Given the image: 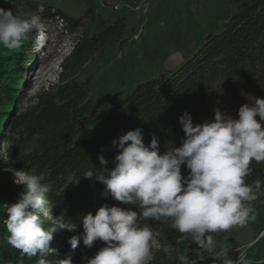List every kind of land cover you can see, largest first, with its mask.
<instances>
[{
	"label": "trees",
	"instance_id": "1",
	"mask_svg": "<svg viewBox=\"0 0 264 264\" xmlns=\"http://www.w3.org/2000/svg\"><path fill=\"white\" fill-rule=\"evenodd\" d=\"M235 1L237 10L223 30L208 35L199 50L176 72L161 84L153 80L138 85L95 123L97 111L89 97L91 82L82 84L79 77L108 49L126 42L123 40L125 20H117L105 30L90 35L95 19L92 9L74 18L48 2L0 0V7L21 15L43 5L46 28L58 24L74 37L70 53L59 64L57 82L25 101L19 92L24 85L26 65L35 53V44L30 39L14 51L0 45V154L8 155L12 168L25 176H43L42 184L48 188L46 227L52 225L58 230L51 244L57 254L45 257L51 264H59L64 259H70L72 264H84L83 256L92 258L105 246L100 240L91 249L83 244L84 215L95 214L105 203L138 210L134 205L121 204L110 195L105 196L106 186L102 183L84 178L86 171L98 174L103 167L100 155L109 161V170L114 168L118 149L113 140L142 128L145 144L155 135L160 152L164 153L171 142L180 146L185 134L179 117L185 111L197 124L214 120L217 108L238 119L242 105L264 98V0ZM251 169L249 182L264 181V162H253ZM182 171L187 175L186 166H182ZM19 182L0 159V264H36L39 259V256L22 255L7 242L4 205L16 202L24 190ZM261 200L264 194L250 202V206ZM143 223L153 229L154 242L158 244L156 248L153 245L150 264H180L181 256L195 258L197 245L190 241L177 243L180 233L171 227L170 219ZM231 229L214 235L218 241L223 240ZM73 236L81 237L75 249L69 244ZM167 246L174 249L171 255L164 251Z\"/></svg>",
	"mask_w": 264,
	"mask_h": 264
},
{
	"label": "clouds",
	"instance_id": "2",
	"mask_svg": "<svg viewBox=\"0 0 264 264\" xmlns=\"http://www.w3.org/2000/svg\"><path fill=\"white\" fill-rule=\"evenodd\" d=\"M44 7L23 15L0 7V45L14 51L33 40L43 49L45 35ZM184 132L180 146L171 142L160 152L155 135L148 145L143 129L136 128L113 140L118 149L115 166L99 156L98 174L92 170L84 178L106 186L105 196L134 207L105 203L95 214L82 217L83 244L91 249L97 240L104 243L92 258L83 256L84 264H150L153 259V229L143 221L168 218L180 235L177 243L197 245L194 257L181 256L180 264H238L216 239V233L254 220L250 202L264 194V181L249 182L251 164L264 162V98H255L238 110V119L217 108L214 120L194 123L185 111L179 117ZM5 163L9 157L0 154ZM186 166L187 175L182 171ZM43 176L29 174L19 184L24 190L14 203L4 205L7 242L29 258L39 256L36 264H51L45 257L57 250L51 247L55 226L46 227L49 217L47 186ZM16 183H18L16 181ZM75 229V228H73ZM80 236L69 244L77 248ZM164 248L166 254L173 252ZM59 264H72L70 259Z\"/></svg>",
	"mask_w": 264,
	"mask_h": 264
},
{
	"label": "rangeland",
	"instance_id": "3",
	"mask_svg": "<svg viewBox=\"0 0 264 264\" xmlns=\"http://www.w3.org/2000/svg\"><path fill=\"white\" fill-rule=\"evenodd\" d=\"M82 17L89 9L95 19L90 35L125 20L124 44L118 43L92 62L80 75L79 82H91L89 97L97 111L95 123L101 121L118 103L147 81L163 83L203 45L206 37L223 30L237 10L235 0H39ZM47 44L33 45L34 55L26 65L23 101L33 98L42 88L56 83L62 59L70 53L74 37L54 24L45 28ZM10 168L14 178L26 176ZM254 220L236 225L219 242L232 259L240 264L264 261V200L250 206ZM156 248L158 244L154 242ZM204 264H213L208 259Z\"/></svg>",
	"mask_w": 264,
	"mask_h": 264
},
{
	"label": "built area",
	"instance_id": "4",
	"mask_svg": "<svg viewBox=\"0 0 264 264\" xmlns=\"http://www.w3.org/2000/svg\"><path fill=\"white\" fill-rule=\"evenodd\" d=\"M244 259V255L241 254V256H239V258H236L234 260H237L238 261V264H240L242 262V260Z\"/></svg>",
	"mask_w": 264,
	"mask_h": 264
}]
</instances>
